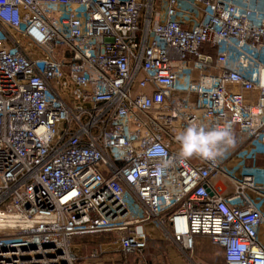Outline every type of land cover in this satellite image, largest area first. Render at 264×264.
Masks as SVG:
<instances>
[{
    "label": "built area",
    "instance_id": "obj_1",
    "mask_svg": "<svg viewBox=\"0 0 264 264\" xmlns=\"http://www.w3.org/2000/svg\"><path fill=\"white\" fill-rule=\"evenodd\" d=\"M189 129L264 146V0H0V264L98 263L72 240L109 232L129 255L147 224L264 264V183L182 157Z\"/></svg>",
    "mask_w": 264,
    "mask_h": 264
},
{
    "label": "crops",
    "instance_id": "obj_2",
    "mask_svg": "<svg viewBox=\"0 0 264 264\" xmlns=\"http://www.w3.org/2000/svg\"><path fill=\"white\" fill-rule=\"evenodd\" d=\"M246 94L248 98L255 95L250 91L246 92ZM249 147L251 148L245 155L240 156V151L235 149L234 152L231 155H228L225 160H229L232 165L239 163L242 158H245L247 169L254 174L256 181L264 183V153L261 152L264 150V146L259 142H255L245 146V148ZM255 150L257 152L256 161H254L252 157ZM215 186L216 189L224 195H230L233 191L231 184H229L223 176H218L216 178ZM146 227L150 234L147 246L143 250L129 254V259H127L125 263L131 261L130 257H134L133 261L136 264H148V262L151 261L152 264H198V259H206L209 254V249H211L212 253L215 252L212 259L214 260V263L211 264H222L224 262L223 248L214 243L210 237L196 236L194 249L188 251L187 254H184L179 248L166 240L157 227L152 224H147ZM78 252L83 254V252L79 250ZM199 253H203L204 255L200 256ZM147 257L151 258V261H148ZM81 264L84 263L81 261Z\"/></svg>",
    "mask_w": 264,
    "mask_h": 264
},
{
    "label": "rangeland",
    "instance_id": "obj_3",
    "mask_svg": "<svg viewBox=\"0 0 264 264\" xmlns=\"http://www.w3.org/2000/svg\"><path fill=\"white\" fill-rule=\"evenodd\" d=\"M187 72H191L192 79L197 77V72L192 70H186ZM249 138L245 135L241 134H231V143L228 144H221L219 146L220 154L217 157L225 161L228 155H231L235 149L240 151V156L245 155L251 147L245 148L246 143L248 142ZM261 152L264 153V150ZM247 166V163H246ZM139 231L143 230V226H139L137 228ZM116 234L115 233H102V234H90V235H83V236H76L72 240L73 247L76 250L83 252V254H89L93 249L103 250L100 252V261L98 263L93 264H136L133 260L134 257H130L128 263H125L127 259H129L128 255L123 254L117 247L116 241ZM78 248V249H77ZM209 249V254L207 255L206 259H198V264H211L214 263L213 255L215 252H211ZM200 256H203V253H199ZM128 256V257H127ZM148 261H151V258L147 257ZM131 262V263H130ZM154 263V262H153ZM148 264H152L148 262Z\"/></svg>",
    "mask_w": 264,
    "mask_h": 264
},
{
    "label": "clouds",
    "instance_id": "obj_4",
    "mask_svg": "<svg viewBox=\"0 0 264 264\" xmlns=\"http://www.w3.org/2000/svg\"><path fill=\"white\" fill-rule=\"evenodd\" d=\"M181 142L182 157L191 158L193 155H198L211 159L220 154L221 144L231 143V133L228 129L214 130L210 133H197L194 129H189L181 138Z\"/></svg>",
    "mask_w": 264,
    "mask_h": 264
},
{
    "label": "trees",
    "instance_id": "obj_5",
    "mask_svg": "<svg viewBox=\"0 0 264 264\" xmlns=\"http://www.w3.org/2000/svg\"><path fill=\"white\" fill-rule=\"evenodd\" d=\"M202 50H203L204 52L210 53L211 55L214 54V50H213L211 47L204 46V47L202 48Z\"/></svg>",
    "mask_w": 264,
    "mask_h": 264
}]
</instances>
